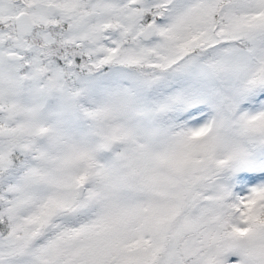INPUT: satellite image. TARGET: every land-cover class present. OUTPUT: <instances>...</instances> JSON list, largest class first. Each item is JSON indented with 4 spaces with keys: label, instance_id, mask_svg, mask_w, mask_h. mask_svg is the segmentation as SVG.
I'll return each instance as SVG.
<instances>
[{
    "label": "snow or ice",
    "instance_id": "obj_1",
    "mask_svg": "<svg viewBox=\"0 0 264 264\" xmlns=\"http://www.w3.org/2000/svg\"><path fill=\"white\" fill-rule=\"evenodd\" d=\"M0 264H264V0H0Z\"/></svg>",
    "mask_w": 264,
    "mask_h": 264
}]
</instances>
